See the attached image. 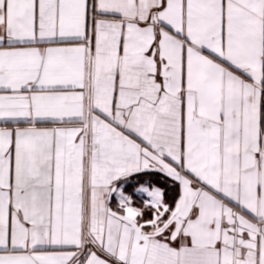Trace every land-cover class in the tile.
Masks as SVG:
<instances>
[{"label":"snow or ice","instance_id":"obj_1","mask_svg":"<svg viewBox=\"0 0 264 264\" xmlns=\"http://www.w3.org/2000/svg\"><path fill=\"white\" fill-rule=\"evenodd\" d=\"M0 264H264V0H0Z\"/></svg>","mask_w":264,"mask_h":264}]
</instances>
